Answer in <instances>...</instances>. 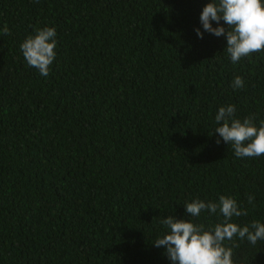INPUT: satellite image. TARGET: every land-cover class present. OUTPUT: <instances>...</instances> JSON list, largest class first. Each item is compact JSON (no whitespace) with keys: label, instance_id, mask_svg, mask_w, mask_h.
<instances>
[{"label":"trees","instance_id":"obj_1","mask_svg":"<svg viewBox=\"0 0 264 264\" xmlns=\"http://www.w3.org/2000/svg\"><path fill=\"white\" fill-rule=\"evenodd\" d=\"M208 2L0 0V264H170L152 242L194 198L232 196L234 222H264V155L214 133L227 104L264 123V51L233 64L224 37L198 38ZM45 26L47 77L20 51ZM225 244L264 264V241Z\"/></svg>","mask_w":264,"mask_h":264},{"label":"clouds","instance_id":"obj_2","mask_svg":"<svg viewBox=\"0 0 264 264\" xmlns=\"http://www.w3.org/2000/svg\"><path fill=\"white\" fill-rule=\"evenodd\" d=\"M198 38L207 32L224 37L226 51L233 64L242 58L264 51V0H209L199 17ZM223 21V23H221ZM215 24L216 26H213ZM227 25V28L225 27ZM5 24L0 32L8 33ZM55 27L37 28L20 44V51L29 67L43 77L50 73L57 58ZM245 86L243 77L232 81L233 90ZM236 105L220 106L214 115L218 134L217 143L231 145L237 158H255L264 155V123L257 124L255 114L239 119ZM249 197V202L252 201ZM187 219L168 215L160 223L165 232L153 240V246L163 248L170 264H234L233 248L225 244L234 238L256 245L264 241V222L253 221L241 226L234 218L247 215L236 198L220 195L218 201L194 198L183 205ZM222 217L214 225L198 223L202 213Z\"/></svg>","mask_w":264,"mask_h":264}]
</instances>
